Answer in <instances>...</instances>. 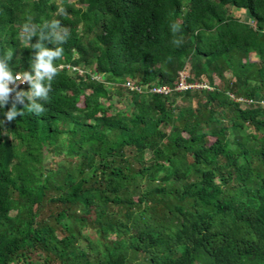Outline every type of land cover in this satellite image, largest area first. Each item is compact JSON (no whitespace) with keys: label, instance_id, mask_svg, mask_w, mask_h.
I'll use <instances>...</instances> for the list:
<instances>
[{"label":"trees","instance_id":"obj_1","mask_svg":"<svg viewBox=\"0 0 264 264\" xmlns=\"http://www.w3.org/2000/svg\"><path fill=\"white\" fill-rule=\"evenodd\" d=\"M29 15L70 35L0 124V264H264V0H0L14 72Z\"/></svg>","mask_w":264,"mask_h":264},{"label":"clouds","instance_id":"obj_2","mask_svg":"<svg viewBox=\"0 0 264 264\" xmlns=\"http://www.w3.org/2000/svg\"><path fill=\"white\" fill-rule=\"evenodd\" d=\"M60 12H65V9L61 8ZM171 27L174 32L179 31L180 28L175 23ZM21 31L23 39L31 43L32 48L36 51L31 70L22 72H14L10 67L9 62L13 55L12 49L0 54V109H3L10 100L13 101L12 106L3 112L0 124L5 119L11 121L21 115V111L16 107L17 103L25 104L26 108L36 114L44 112L45 105L41 101L48 99L53 87L52 81L59 71L58 64L59 67L63 66L61 59L64 54L63 42L70 35L68 29L61 24L59 19H52L42 26H38L33 22L31 15L24 21ZM33 36L37 37L35 42L32 41ZM49 42L55 46H48ZM175 43L179 45L182 40L176 39ZM58 57H60L61 63L57 62ZM29 85L30 87L24 90ZM200 87L198 85L197 88Z\"/></svg>","mask_w":264,"mask_h":264},{"label":"built area","instance_id":"obj_3","mask_svg":"<svg viewBox=\"0 0 264 264\" xmlns=\"http://www.w3.org/2000/svg\"><path fill=\"white\" fill-rule=\"evenodd\" d=\"M127 86L130 88V89H136L139 91V88L137 87H133L130 83H127ZM193 87H198L197 85H186L185 84V81H184V78L182 79L181 78V83L180 85L177 87V90H184V89H187V88H193ZM153 93H163V94H166L169 90L166 88V87H160V88H152L151 90Z\"/></svg>","mask_w":264,"mask_h":264},{"label":"rangeland","instance_id":"obj_4","mask_svg":"<svg viewBox=\"0 0 264 264\" xmlns=\"http://www.w3.org/2000/svg\"><path fill=\"white\" fill-rule=\"evenodd\" d=\"M55 2H56L57 4H60V0H55ZM69 2H70V3H77L78 0H69ZM235 15H236V17H239V18L242 19V20H243V19L246 20V15L243 14V13H240V12H239V13H236ZM250 60L253 61V62H255V61H257V57H256L255 55L252 54V55L250 56ZM181 78H182V79L184 78V74H182ZM216 80H217V79H216ZM216 80H215V81H216ZM261 103H262V105L264 106V102L262 101ZM178 104H181V102L179 101ZM80 105H81V103H80ZM119 108H120V109H123L124 112H126V109H124V105H123V104H121V105L119 106ZM246 132H247V133H251V130H247ZM211 141H212V139H209V140H208V143H211ZM45 152H46V151H45ZM45 152H44V153H45Z\"/></svg>","mask_w":264,"mask_h":264},{"label":"water","instance_id":"obj_5","mask_svg":"<svg viewBox=\"0 0 264 264\" xmlns=\"http://www.w3.org/2000/svg\"><path fill=\"white\" fill-rule=\"evenodd\" d=\"M58 63H61V59H60V57H58Z\"/></svg>","mask_w":264,"mask_h":264}]
</instances>
